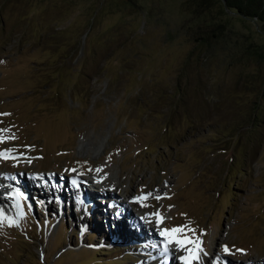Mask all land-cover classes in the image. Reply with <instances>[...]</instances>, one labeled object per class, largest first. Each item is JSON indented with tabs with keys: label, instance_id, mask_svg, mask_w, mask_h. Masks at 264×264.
Masks as SVG:
<instances>
[{
	"label": "rangeland",
	"instance_id": "obj_1",
	"mask_svg": "<svg viewBox=\"0 0 264 264\" xmlns=\"http://www.w3.org/2000/svg\"><path fill=\"white\" fill-rule=\"evenodd\" d=\"M229 15L200 0H0V174L40 196L0 197V264H160V231L181 225L172 235L201 242L191 264H264V21ZM40 172L120 185L78 199L37 190ZM77 221L130 250L68 249Z\"/></svg>",
	"mask_w": 264,
	"mask_h": 264
},
{
	"label": "bare ground",
	"instance_id": "obj_2",
	"mask_svg": "<svg viewBox=\"0 0 264 264\" xmlns=\"http://www.w3.org/2000/svg\"><path fill=\"white\" fill-rule=\"evenodd\" d=\"M79 148L81 149V147H83L82 149H81V151L82 150H86L87 148H89L88 146H87V143H82V142H80L79 144ZM96 149V148H95ZM43 173V172H42ZM41 172L39 173V174H37L38 175V177L39 178H41V179H43L44 180V183H43V185L45 186L44 188H41V186H40V183L38 182L39 181V178H38V181H37V184L36 185H38V187H39V189H37V190H39L40 192H44V193H47V191H50V186H52V184H51V182H54V183H56V185H54L53 187H57L59 184H61V185H63V187L60 185V186H58V188L57 189H59L60 190V192H61V190H63V188H65L66 189V191L68 192V196L70 197V194H72L73 192L74 193H76V191H77V193H78V196H77V198L78 197H80L81 195H80V193H82L83 195H84V192H81V191H84V190H87V193L88 192H90L91 194H93V195H97V194H99L98 192H101L102 194H112V192H113V188H116L117 186H119L120 185V182H119V179H116V175H115V179L113 178V177H111V175H109V174H107V175H102V174H98L97 176H99V178L98 177H96L95 179H87V178H83V179H80V177L79 176H77L75 173H71L70 174V176H69V178L73 181V180H75L76 181V184H73L72 182H69V183H67L66 181H65V178L64 179H62V180H58L57 178H53V176L49 173V177L47 176H45V175H43ZM30 178H33V179H35L36 180V178L37 177H35L34 178V176L33 175H31L30 176ZM8 179L10 180V178L7 176V174L6 173H4V174H0V189L2 190L3 188H2V186L3 187H5L6 186V188H4L5 189V192H7L6 193V195H4V194H1L0 195V197H1V199L3 198V197H7V196H9L10 194H12V193H14V194H17L18 195V197L22 194V197L24 196V195H27V196H31V198H34V197H36V198H38V199H40V196L38 195V191H34V192H31V193H33V194H31V193H26V192H22V190H21V188H16V186L19 184H17V181L15 180V182H11V180H10V183H9V185H11L13 188H16L15 190H13L11 187H9L8 186ZM83 180H86V183H89V181L90 180H93V184L95 183V185H93V186H95L96 188H94V187H92V189H88L86 186V183H83L84 181ZM111 181V182H110ZM12 183H14V185L12 184ZM109 183H110V185H109ZM68 184V185H67ZM82 184H83V187H82ZM84 184H85V186H84ZM106 186V188H103V187H105ZM3 189V190H4ZM105 189L107 190V192H105ZM42 190V191H41ZM81 190V191H80ZM91 190V191H90ZM12 191V192H11ZM53 190H51L50 192H52ZM123 192H124V194L125 195H130V192H128V191H126V190H123ZM43 193V194H44ZM76 193V194H77ZM85 193H86V191H85ZM50 195L51 196H53L54 197V199L53 200H57V199H59L57 196H55L53 193H50ZM62 198V197H61ZM51 199V198H50ZM50 199L47 201V202H45V205H46V207H48L49 206V202H50ZM79 199V198H78ZM107 200V199H106ZM152 200V199H151ZM76 201L77 202H79V200H77L76 199ZM116 201H119L120 203H122V204H124L125 202H123V200H116ZM42 202V201H41ZM68 202V201H67ZM136 202V201H135ZM151 202V201H150ZM69 203V202H68ZM106 203H109V205L111 204L110 203V200L108 199V202L106 201ZM70 204V203H69ZM151 204V203H150ZM62 205H64V204H62ZM107 205V204H106ZM69 207V206H68ZM137 207H138V205H137ZM141 207V206H140ZM49 208H50V206H49ZM69 208H71V207H69ZM76 208L78 209V207H77V205H76ZM88 207H82V209L81 210H85V209H87ZM143 208V207H142ZM138 210L140 211V212H142L143 214H141V217L145 220L146 219V223L149 225L150 224V222H152L153 221V219H152V215H150V213H146V212H148V207L146 206L145 208H144V210L145 211H141V209H139L138 208ZM150 210V209H149ZM73 211V210H72ZM77 211V210H76ZM86 211V210H85ZM74 212V211H73ZM78 212V211H77ZM102 212H104V211H102ZM139 212V213H140ZM95 213V212H94ZM93 213V214H94ZM98 213V215L101 213L100 211H98L97 212ZM96 213V214H97ZM114 215H116L117 217L119 216V214H117V211H114ZM73 216V215H72ZM86 216L84 215V218H85ZM95 217V216H94ZM102 217V220L105 222V221H107V217H106V215H105V217L104 216H101ZM93 218V217H92ZM85 220H87V219H85ZM156 221H157V219H156ZM98 222H100V221H97V222H94L95 223V229L96 228H100V226H101V224L100 223H98ZM93 224V223H92ZM134 224V223H133ZM138 224V223H137ZM109 227H110V225H108ZM133 228L131 227L130 229H129V232H130V235H132L133 234ZM117 231H118V229H117ZM137 242V241H136ZM110 243V242H109ZM113 243H116V244H120L122 247H124V248H126V249H129V245L127 244V243H125V242H122V243H120V242H113ZM146 245H143V246H141L142 248H145V249H149V248H151L154 244L153 243H145ZM164 244H165V242H164ZM172 244V243H171ZM170 243L167 245V247H168V251H167V253H165V251H164V247L162 248V250H161V252L159 251V253H158V255H157V257L159 258L160 256H163L161 259H159V262H160V264H161V261H163V259H166L165 258V254H167V255H173V256H175L176 254H177V248L179 247H177V246H172ZM154 248H155V245L153 246ZM130 250V249H129ZM152 251V250H151ZM176 253V254H175ZM157 254V253H156ZM164 254V255H163ZM185 255H187V252H185L184 253V256ZM219 257V255H218V253L217 252H214L211 256H210V258H208V259H206L204 262H203V264H215L216 263V260H217V258ZM255 260H257V259H255ZM246 262H248V263H250V264H255L256 262L254 261V259L252 258V259H247V261Z\"/></svg>",
	"mask_w": 264,
	"mask_h": 264
},
{
	"label": "trees",
	"instance_id": "obj_3",
	"mask_svg": "<svg viewBox=\"0 0 264 264\" xmlns=\"http://www.w3.org/2000/svg\"><path fill=\"white\" fill-rule=\"evenodd\" d=\"M204 8L206 9V13L209 15L210 13L221 14V16L228 17L229 13L234 12L238 15L240 19H246L248 17H254L256 20L263 22L264 21V0H200ZM211 17V16H210ZM222 19V18H221ZM63 217V216H62ZM47 221V217H45ZM57 221V220H56ZM63 224H66L65 218L62 220ZM58 224V223H57ZM68 225V224H67ZM60 226V225H59ZM88 227V226H87ZM85 228L81 232L77 231V224L74 227L69 226V233H67L66 245L67 248L73 249L72 246L75 245V248L83 247L87 249L93 250H101V249H109L111 246H118V244L113 242H107L105 240L95 241L93 239L88 238L89 236L92 238V230ZM103 231V230H102ZM80 234V235H79ZM61 234H56L55 239L59 237ZM77 239V243L71 244L74 239ZM66 238V234H65ZM67 248H63L57 252L65 251Z\"/></svg>",
	"mask_w": 264,
	"mask_h": 264
},
{
	"label": "snow or ice",
	"instance_id": "obj_4",
	"mask_svg": "<svg viewBox=\"0 0 264 264\" xmlns=\"http://www.w3.org/2000/svg\"><path fill=\"white\" fill-rule=\"evenodd\" d=\"M2 131H7V130H2ZM0 139H2V138H0ZM11 151H12L11 149L0 151V157H5L6 158V153H11ZM73 171H75V170H73ZM97 171H99V169H97ZM72 183L76 184V181L73 180ZM150 195H151V193H147V194L142 193L141 196H139V197H137L135 199L144 200V199H147L148 196H150ZM156 199H161V197L157 196ZM151 215H154V216L158 217V219H157V223L158 224L162 222L163 218L159 216L158 212L157 213H152ZM186 229H187L186 225L174 226L171 229H163V230H161L160 231V235L169 237L165 241V248H164L165 253H167V251H168L167 245L169 243H173L174 242V243L178 244L181 248L184 247L185 243H191V244L195 245L194 248H188L187 249V255L179 257V259L182 261V264H191L193 259H198V252L202 250V249L199 248V245H200L201 242L198 239L197 240H191L187 236L181 237L179 235H172V234L183 233V232H185ZM223 251H224L225 254H229L230 253V250L228 249L227 246H223ZM237 251L243 252L244 250L243 249H237ZM217 260H219V257L217 258Z\"/></svg>",
	"mask_w": 264,
	"mask_h": 264
}]
</instances>
